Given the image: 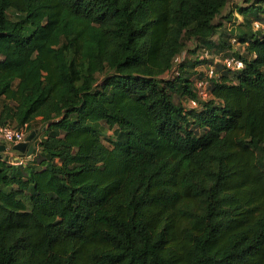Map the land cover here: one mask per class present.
Here are the masks:
<instances>
[{
  "label": "trees",
  "instance_id": "16d2710c",
  "mask_svg": "<svg viewBox=\"0 0 264 264\" xmlns=\"http://www.w3.org/2000/svg\"><path fill=\"white\" fill-rule=\"evenodd\" d=\"M229 1L0 0V125L42 127L0 264H264V0Z\"/></svg>",
  "mask_w": 264,
  "mask_h": 264
},
{
  "label": "built area",
  "instance_id": "2783aa9c",
  "mask_svg": "<svg viewBox=\"0 0 264 264\" xmlns=\"http://www.w3.org/2000/svg\"><path fill=\"white\" fill-rule=\"evenodd\" d=\"M255 30L259 29H264V26L255 23L254 24ZM234 43V41H233ZM203 56L205 58H213V55H211L208 52H204ZM184 56H179L176 60V62H180L183 59ZM215 62L222 63V65L232 73H238L241 72L245 68V62L243 59L237 56H228L225 58H216ZM218 77V71L215 66H210L206 71H205V77L202 79H199L195 82V91L198 94V97L201 100H208L211 98V92L209 89V86L211 84V81L215 78ZM191 108H195L199 105L197 100H192L189 103ZM28 136L27 133V128L26 126L23 128H17L11 125H5L1 126L0 125V144H9L10 148L16 144L22 143L26 140ZM15 155V162L16 163H24L25 161L22 159H19V156L16 154H11Z\"/></svg>",
  "mask_w": 264,
  "mask_h": 264
},
{
  "label": "rangeland",
  "instance_id": "374dc122",
  "mask_svg": "<svg viewBox=\"0 0 264 264\" xmlns=\"http://www.w3.org/2000/svg\"><path fill=\"white\" fill-rule=\"evenodd\" d=\"M241 5H243V0H230V1H229V4H228V6H227V8L225 9V11H224L223 14H224V15H225V14H228L230 11H232V10L234 11V10L236 9V8H235L236 6H241ZM9 15H10L11 18H15V14H14V13L9 12ZM234 18H235L234 20L237 21V22H240V21H242V19H243V18L241 17V15H239L238 12H236V11H235V13H234ZM221 21H223V20L221 19ZM225 24L227 25L228 28H231V27H232L231 23H227V22H226ZM189 45H190L192 48H194V46H195L193 43H190ZM233 48H234L235 51H237V52H239V53H242V52L244 51V50H243V46H241V45L234 44V45H233ZM205 69H206V68H202L201 71H202V70H205ZM202 72H203V71H202ZM183 103H184V101H183ZM41 128H42V127H38V128H37V130H38V134H37L38 139L42 138V135H41V133H42V132H41ZM105 132H106V135H107V136L112 135V131H110V130H108V129H106ZM29 133H30V132H29ZM7 146L10 147L9 144H7Z\"/></svg>",
  "mask_w": 264,
  "mask_h": 264
},
{
  "label": "water",
  "instance_id": "95a60500",
  "mask_svg": "<svg viewBox=\"0 0 264 264\" xmlns=\"http://www.w3.org/2000/svg\"><path fill=\"white\" fill-rule=\"evenodd\" d=\"M38 130L32 131L28 134L26 140L22 143L12 146V150L18 154H25L31 157L38 147L40 140L36 139ZM7 151V146L5 144H0V153Z\"/></svg>",
  "mask_w": 264,
  "mask_h": 264
},
{
  "label": "crops",
  "instance_id": "0c3cea01",
  "mask_svg": "<svg viewBox=\"0 0 264 264\" xmlns=\"http://www.w3.org/2000/svg\"><path fill=\"white\" fill-rule=\"evenodd\" d=\"M232 41H234V39H232Z\"/></svg>",
  "mask_w": 264,
  "mask_h": 264
}]
</instances>
